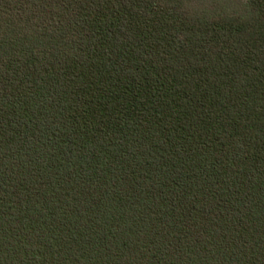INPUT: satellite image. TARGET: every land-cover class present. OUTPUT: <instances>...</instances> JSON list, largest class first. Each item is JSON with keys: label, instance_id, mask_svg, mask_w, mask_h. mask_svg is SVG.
I'll return each mask as SVG.
<instances>
[{"label": "trees", "instance_id": "1", "mask_svg": "<svg viewBox=\"0 0 264 264\" xmlns=\"http://www.w3.org/2000/svg\"><path fill=\"white\" fill-rule=\"evenodd\" d=\"M0 264H264V0H0Z\"/></svg>", "mask_w": 264, "mask_h": 264}, {"label": "rangeland", "instance_id": "2", "mask_svg": "<svg viewBox=\"0 0 264 264\" xmlns=\"http://www.w3.org/2000/svg\"><path fill=\"white\" fill-rule=\"evenodd\" d=\"M235 1V0H234Z\"/></svg>", "mask_w": 264, "mask_h": 264}]
</instances>
